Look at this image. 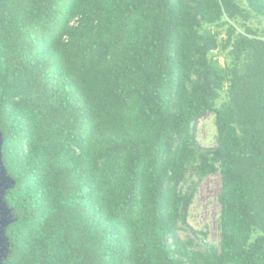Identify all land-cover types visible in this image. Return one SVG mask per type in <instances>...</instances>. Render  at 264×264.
I'll use <instances>...</instances> for the list:
<instances>
[{"label":"trees","instance_id":"16d2710c","mask_svg":"<svg viewBox=\"0 0 264 264\" xmlns=\"http://www.w3.org/2000/svg\"><path fill=\"white\" fill-rule=\"evenodd\" d=\"M0 133L4 264H264V0H0ZM214 173L193 249L184 185Z\"/></svg>","mask_w":264,"mask_h":264},{"label":"rangeland","instance_id":"374dc122","mask_svg":"<svg viewBox=\"0 0 264 264\" xmlns=\"http://www.w3.org/2000/svg\"><path fill=\"white\" fill-rule=\"evenodd\" d=\"M245 2V0H240ZM258 21H253V26H259ZM219 60L224 64V56L220 55ZM225 93H223V97ZM199 145L205 149L215 148L217 138V128L215 115L209 113L200 118L192 126ZM194 188L193 203L189 210L188 226L193 233L185 228L178 233L182 241H191L192 248L198 249L203 243H208L216 247L220 246V216L222 206L219 202L221 192V176L219 173L211 174L199 179L197 176H188V182L184 189Z\"/></svg>","mask_w":264,"mask_h":264},{"label":"water","instance_id":"95a60500","mask_svg":"<svg viewBox=\"0 0 264 264\" xmlns=\"http://www.w3.org/2000/svg\"><path fill=\"white\" fill-rule=\"evenodd\" d=\"M3 137L0 133V264H4L9 252V242L6 236L7 227L14 222L11 209L5 197L14 186V180L8 175L2 159Z\"/></svg>","mask_w":264,"mask_h":264}]
</instances>
